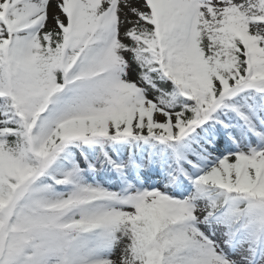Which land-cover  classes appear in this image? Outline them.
Listing matches in <instances>:
<instances>
[{
    "label": "snow or ice",
    "instance_id": "snow-or-ice-1",
    "mask_svg": "<svg viewBox=\"0 0 264 264\" xmlns=\"http://www.w3.org/2000/svg\"><path fill=\"white\" fill-rule=\"evenodd\" d=\"M0 264H264V0H0Z\"/></svg>",
    "mask_w": 264,
    "mask_h": 264
}]
</instances>
